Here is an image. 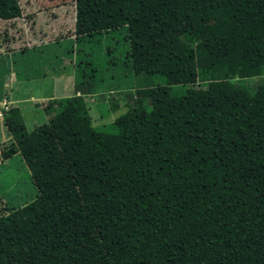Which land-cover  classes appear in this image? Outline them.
I'll use <instances>...</instances> for the list:
<instances>
[{
	"label": "trees",
	"instance_id": "1",
	"mask_svg": "<svg viewBox=\"0 0 264 264\" xmlns=\"http://www.w3.org/2000/svg\"><path fill=\"white\" fill-rule=\"evenodd\" d=\"M74 1L76 40L122 33L143 98L126 92L112 132L91 81L31 130L5 104L0 158L19 153L38 193L0 206V264H264V81L235 80L264 75V0ZM24 8L0 0V25Z\"/></svg>",
	"mask_w": 264,
	"mask_h": 264
},
{
	"label": "rangeland",
	"instance_id": "2",
	"mask_svg": "<svg viewBox=\"0 0 264 264\" xmlns=\"http://www.w3.org/2000/svg\"><path fill=\"white\" fill-rule=\"evenodd\" d=\"M20 2L25 7L24 19L19 18L17 26L11 21L14 28L0 25V35L9 28L8 37H0V148L9 139L3 122L4 101H10L8 107L13 104L22 109L26 126L31 130L52 116V102L75 94L76 84L86 80L92 83L85 86L90 85L95 91L85 96L93 124L114 131L112 123L127 110L126 92L135 93L140 102L143 98V92L132 88L134 78L124 64L129 44L123 34L115 31L76 40L69 27L76 14L74 0ZM85 72L89 73L87 79ZM235 80L241 87L254 88L264 81V75ZM152 82L165 84L166 78L154 76ZM190 87L176 85L174 90L182 94ZM54 88L57 92L52 91ZM110 105L113 109L108 111ZM37 193L30 169L19 153L0 162L1 208L8 211V204H27Z\"/></svg>",
	"mask_w": 264,
	"mask_h": 264
},
{
	"label": "crops",
	"instance_id": "3",
	"mask_svg": "<svg viewBox=\"0 0 264 264\" xmlns=\"http://www.w3.org/2000/svg\"><path fill=\"white\" fill-rule=\"evenodd\" d=\"M52 91H53V92H57L56 88H54ZM87 95H89V94H87ZM85 96H86V95H85ZM8 102L10 103V101H4L3 104H6V105H7ZM5 161H6V160H5ZM5 161H1V160H0L1 163L5 162Z\"/></svg>",
	"mask_w": 264,
	"mask_h": 264
}]
</instances>
